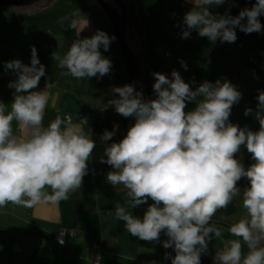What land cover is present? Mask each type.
Instances as JSON below:
<instances>
[{"label":"clouds","instance_id":"1","mask_svg":"<svg viewBox=\"0 0 264 264\" xmlns=\"http://www.w3.org/2000/svg\"><path fill=\"white\" fill-rule=\"evenodd\" d=\"M224 2L194 0L195 7L184 16L187 30L182 38H189L190 30L195 29L213 43L217 39L234 43L236 28L245 34L262 30L258 17L264 14V0H256L235 17L209 10ZM66 20L68 17L61 22ZM69 26L76 28L77 21ZM114 39L101 30L90 38H77L66 53L55 56L58 67L66 68L76 79L108 75L112 64L100 48L107 51ZM182 66L187 70L183 62ZM5 67L17 79L8 85L15 89L11 110L0 102V207L68 200L81 187L96 144L72 122L70 114H58L43 126L53 85L46 83L43 90L34 91L45 75L35 46L30 65L12 60ZM153 75L155 99L145 100L131 84L111 89L118 98L108 104L123 117H134L135 123L122 140L105 147L106 159L102 157L101 162L114 169L106 180L128 190L130 207L146 204L149 198L153 201L142 219L117 203L116 218L140 240L159 241L164 232L168 239L163 247L175 252L171 264H201L209 240L222 235L221 228L212 223L213 216L240 197L246 215L228 229L240 239L225 240L223 248L215 252L214 264H264V91L257 96L259 130L252 131L229 121L232 106L242 94L226 79L205 81L193 90L176 70L171 79L159 72ZM187 102H195L194 110L185 112ZM251 113L247 108L244 115ZM13 120L22 135L13 133ZM116 127L113 132L105 130L102 140H110ZM241 146L255 161L247 168L235 158ZM241 178L249 182L242 192L237 187ZM241 240L248 248L243 256ZM170 255L165 253L166 258Z\"/></svg>","mask_w":264,"mask_h":264},{"label":"crops","instance_id":"2","mask_svg":"<svg viewBox=\"0 0 264 264\" xmlns=\"http://www.w3.org/2000/svg\"><path fill=\"white\" fill-rule=\"evenodd\" d=\"M127 3L131 7L133 27L142 40L141 74L146 66L149 69L146 76H152L160 70L161 63L167 61L164 65L168 67L173 62L165 59V52L174 51L172 35L184 23L185 14L195 7L194 0H128ZM139 4L144 9H140ZM251 7L249 0H232L229 7L222 4L210 6L209 10L214 15H225ZM169 14L175 19L170 20ZM64 17L68 20L61 22ZM258 19L264 26V14ZM72 20L77 21L76 28L69 26ZM242 22L246 23V19ZM97 30L113 37L104 17L86 0H56L49 8L30 15L0 12V72L14 74L13 80L0 79V102L10 111L15 94V89L8 85L17 76L5 67L6 62L20 60L30 65L31 49L35 46L40 63L45 66V75L34 91L43 90L46 83L53 85L49 89L43 126L47 127L58 114L61 117L70 114L72 122L90 136V117L110 106L109 100L118 98V94L111 92L112 88L128 84L115 40L107 51L100 48L101 54L112 64L110 73L100 78L76 79L66 68L58 67L55 56L66 53L77 38H90ZM235 31V43L244 45L256 58L264 60V27L260 32L250 34L239 28ZM185 44L190 47V52L182 59L188 62L192 71L212 83L226 79L242 94L239 102L232 106L229 121L241 128L258 131L255 112L257 96L264 91V71L248 66L239 52L226 51L225 42L217 39L213 43L207 37L199 36L197 31L186 38ZM188 84L193 89V80L190 79ZM190 106L186 104L185 112L194 110L195 102H190ZM247 108L252 109V113L245 116ZM12 128L14 134L22 135L17 121L13 120ZM87 163L88 173L83 177L81 187L68 200L41 201L32 207L11 203L0 207V264H91L94 257L92 243L101 248L100 264H165L163 242L167 236L164 232L160 233L159 241L140 240L127 232L125 222L115 216L119 203L134 217L142 219L153 201L149 198L146 204L130 207L128 190L122 184L108 183L107 173H95L91 157ZM45 190L51 193L50 188ZM85 200L93 203L92 209L77 213L75 206ZM62 230L65 231L63 245L51 243L50 240ZM70 230L74 231L72 235ZM221 233L220 238L213 237L208 242L207 251L201 253V264H214L215 252L223 248L224 241L235 239L229 231L221 229ZM15 244L20 247L18 253L13 250ZM241 245L243 256L248 248L243 241ZM149 258L152 259L148 261Z\"/></svg>","mask_w":264,"mask_h":264},{"label":"trees","instance_id":"3","mask_svg":"<svg viewBox=\"0 0 264 264\" xmlns=\"http://www.w3.org/2000/svg\"><path fill=\"white\" fill-rule=\"evenodd\" d=\"M249 1H250L251 6H253L256 3V0H249ZM230 3L231 2H227V0H225L223 5L225 7H229ZM227 14H230L233 17L239 15V13L233 14L230 12H228ZM170 15L174 16L173 14H169V16H168L169 19L174 20L175 16L173 19H171ZM180 26L178 27L177 31L172 35V38L175 42V44L172 45L174 51L173 52H171V51L165 52V59L168 61L171 60V62L172 61L173 62L170 63V65L168 67L165 66V67L160 68V70L158 72L168 76L169 79H171L172 78L171 77L172 71L176 70L179 72V74L181 75L182 78L189 77L191 80H193L194 86L196 89L200 82L204 83L205 81H204V79L200 78L196 72L191 70V67L188 65V62L183 60L184 58L188 57V54L190 52V47L188 48V45L185 44L186 38H182L180 36L175 38V36L177 34H179ZM195 32H196V30L194 29L192 32H190V35H193ZM232 44H233L232 48H227L226 42H225V50L228 52H232V51L239 52V54H241L242 60L248 66L255 69L256 71H264V66L259 67L256 64H252L251 62H249L247 57H249V58L252 57L258 62H261V61L264 62L263 59L256 58L252 53L248 52L244 48V45H242L240 43L234 42ZM182 62H183V64H186L187 70H185V68L182 66ZM141 83H142V86L144 88L146 99L147 100L155 99L156 93L153 90V84L155 83L154 75L143 76L141 74ZM130 120H131V117H123L122 115L118 114L115 111V108L111 105L102 109L101 111L97 112L96 114H94L93 116L90 117V120H89L90 121L89 122L90 136L96 144V147L94 148L92 156H91V163H92L93 171L95 173H108V172L114 170V169H112V167L110 165L101 162V158L104 157V159H106V157L104 155L105 147H107L108 145H110L113 142H119L120 140H122L124 138V136H126L127 131L130 127ZM114 126H117V127L115 128V133L112 136V138L110 140L103 141L102 137H103L105 130H107L109 132H113ZM235 158L238 159L243 164V166L245 168L249 167L252 163H255V161L251 157V154L247 152V149L244 146H241L240 151L237 154H235ZM248 186H249V182L247 181L246 178H241V180L237 182V187L241 191L244 190ZM78 206H75V211L77 213L79 211H88V210L92 209L93 203L91 204L89 200H85L83 202L81 201ZM236 212H237V206L235 204V198H234L233 202L230 203L226 208L217 210L216 214L212 218V223L217 224L221 229L228 231L229 227L231 226V223L227 222L226 218L229 216L235 215ZM62 232H64V235H65V231L62 230L61 232H58L52 238V240H50V242L55 243L59 246H62L63 244H59L56 240V237ZM73 232H74L73 230H70V235H72ZM230 236H232L235 239H240L239 237H235L232 234ZM209 242H210V240H209ZM14 246H16V244ZM14 246H13V250H14ZM17 246H19V245H17ZM90 247L94 251V257H93L91 264H100V260H101V256H100L101 248H100V246L96 243H92ZM14 252H15V250H14ZM15 253H18V252H15ZM151 259L149 258L148 261H150Z\"/></svg>","mask_w":264,"mask_h":264},{"label":"water","instance_id":"4","mask_svg":"<svg viewBox=\"0 0 264 264\" xmlns=\"http://www.w3.org/2000/svg\"><path fill=\"white\" fill-rule=\"evenodd\" d=\"M56 0H0V12L9 10L20 15H30L50 7ZM108 23L116 47L121 58L126 80L136 91L146 95L141 83L142 72V40L133 27L131 13L126 0H86ZM135 123L131 117L130 127ZM168 237H166V240ZM165 253L171 254L165 264H171L174 257L173 248H165Z\"/></svg>","mask_w":264,"mask_h":264},{"label":"built area","instance_id":"5","mask_svg":"<svg viewBox=\"0 0 264 264\" xmlns=\"http://www.w3.org/2000/svg\"><path fill=\"white\" fill-rule=\"evenodd\" d=\"M227 2H231V0H227ZM170 18L171 19H173L174 18V16H171L170 15ZM185 30H187V27H186V25L185 24H182L181 26H180V29H179V34H177L176 36H175V38H177L178 36H180V37H182V33L185 31ZM194 30V29H193ZM193 30H190V32H192ZM232 46H233V44L232 43H229V42H226V47L227 48H232ZM247 59L249 60V62H251L252 64H256V65H258L259 67H263L264 66V62L263 61H261V62H258V61H256L254 58H252V57H247ZM13 78H14V74H12V73H0V79H2V80H13ZM203 82H200L199 84H198V86L200 85V84H202ZM56 240H57V242L59 243V244H63V242H64V232H62V233H60L57 237H56ZM14 250H15V252H19L20 251V248H19V246H14Z\"/></svg>","mask_w":264,"mask_h":264},{"label":"rangeland","instance_id":"6","mask_svg":"<svg viewBox=\"0 0 264 264\" xmlns=\"http://www.w3.org/2000/svg\"><path fill=\"white\" fill-rule=\"evenodd\" d=\"M126 2H128V0H126ZM128 4V3H127ZM139 6H140V9H144L143 8V6L142 5H140L139 4ZM128 7H130L129 5H128ZM49 8V7H48ZM131 8V7H130ZM47 9V8H46ZM45 10V9H44ZM130 10V9H129ZM6 12H10V13H12L11 11H9V10H5ZM43 11V10H42ZM41 12V11H40ZM131 13V12H130ZM161 60H162V56H161ZM162 62H163V60H162ZM166 64H168V62L167 61H164L163 63H161V68L162 67H164ZM149 69L146 67V66H143V76H146V73H147V71H148ZM149 76V75H148ZM183 80H184V82L185 83H188L189 81H190V78L189 77H184V78H182ZM193 90H194V85H193ZM187 105H189L190 106V102H187ZM189 109H192V107L190 106L189 107ZM235 204H236V206H237V212H236V214L235 215H233V216H229V217H227L226 218V221L227 222H229V223H231V225L232 224H234V223H236V222H238L239 221V219H241L242 217H244L245 215H246V211H245V209H243V207H242V201H241V198L240 197H237V198H235ZM227 235H229V234H227Z\"/></svg>","mask_w":264,"mask_h":264}]
</instances>
